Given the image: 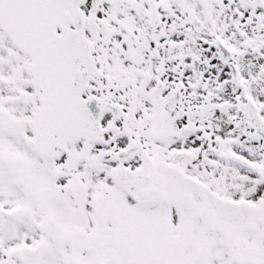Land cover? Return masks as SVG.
I'll list each match as a JSON object with an SVG mask.
<instances>
[{
  "label": "snow or ice",
  "instance_id": "snow-or-ice-1",
  "mask_svg": "<svg viewBox=\"0 0 264 264\" xmlns=\"http://www.w3.org/2000/svg\"><path fill=\"white\" fill-rule=\"evenodd\" d=\"M0 264H264V0H0Z\"/></svg>",
  "mask_w": 264,
  "mask_h": 264
}]
</instances>
